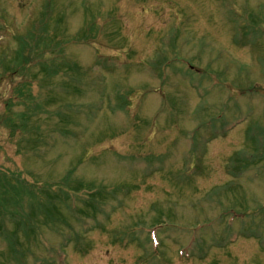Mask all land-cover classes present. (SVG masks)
<instances>
[{"label":"rangeland","instance_id":"1","mask_svg":"<svg viewBox=\"0 0 264 264\" xmlns=\"http://www.w3.org/2000/svg\"><path fill=\"white\" fill-rule=\"evenodd\" d=\"M49 255L264 264V0H0V264Z\"/></svg>","mask_w":264,"mask_h":264},{"label":"trees","instance_id":"2","mask_svg":"<svg viewBox=\"0 0 264 264\" xmlns=\"http://www.w3.org/2000/svg\"><path fill=\"white\" fill-rule=\"evenodd\" d=\"M49 20H50V18H48ZM17 54H19V52H17ZM43 72H44V69L42 70ZM13 114L14 115H17V113L16 112H13ZM27 133V130H24L23 132H22V134L23 135H25ZM37 136H41V133L39 132L38 134H36ZM256 151H257V149H256ZM237 160H238V157H237ZM236 164V163H235ZM234 164V168H238V170H241V169H243V167L242 166H236ZM246 164H248V165H251V164H253V158H252V156L251 157H249V161H247V163H245V165ZM244 165V164H243ZM8 182H10V181H8ZM124 189H125V191H127V193H129L130 191H131V187L130 186H127V187H124ZM92 194V193H91ZM91 207H93L94 208V210L97 212V208L96 207H94V206H92V204H91ZM93 219L94 218H96V216L95 215H92L91 216Z\"/></svg>","mask_w":264,"mask_h":264}]
</instances>
